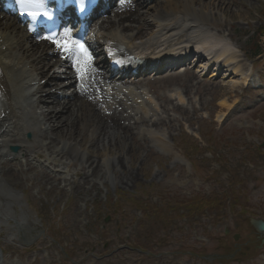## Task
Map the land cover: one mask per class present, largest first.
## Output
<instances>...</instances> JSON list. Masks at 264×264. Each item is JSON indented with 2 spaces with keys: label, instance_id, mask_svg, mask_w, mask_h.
Masks as SVG:
<instances>
[{
  "label": "rangeland",
  "instance_id": "1",
  "mask_svg": "<svg viewBox=\"0 0 264 264\" xmlns=\"http://www.w3.org/2000/svg\"><path fill=\"white\" fill-rule=\"evenodd\" d=\"M164 1L136 9L154 16ZM176 1L174 12L197 10V0ZM221 1L234 6L229 10L232 19L209 18L205 27L217 36L223 33L237 47L247 61L245 68L252 65L248 83L229 90L226 86L237 77L212 76L213 69L203 71L207 62L196 63L192 55L186 68L138 81L136 85L161 105L164 114L158 119L165 124L152 127L139 113L116 105L114 118L131 126L124 143L131 149L129 169L113 165L119 155L117 140L98 138L82 124L79 136L54 142L48 151L40 149L44 158L31 156L35 168L19 174L18 187L0 185V210L28 227L17 232L11 222L0 223V248L10 255L4 264H264L261 238L248 225V218L264 222V147L255 151L264 142V38L259 39L264 35V0ZM257 49L262 55L252 59ZM190 75L193 85L185 94L180 80ZM176 90L184 95L181 105L167 98ZM41 111L38 106L36 113ZM199 130L215 144L212 151L205 150L207 141L198 145L189 139L198 138ZM148 131L162 136L169 151ZM27 134L24 141L29 143L33 136L27 139ZM64 143L76 145L78 151L72 153ZM179 147H187L189 159ZM16 148L15 155L21 154ZM49 157L52 163L45 160ZM87 159L93 163L90 170L84 168ZM92 169L96 172L89 177ZM42 174L59 185L50 190ZM123 174H132L134 180L120 184ZM210 194L239 203L229 212L227 200L219 210L195 217L179 206ZM41 230V238L31 246L18 241L17 236L28 241ZM50 239L67 249L68 259Z\"/></svg>",
  "mask_w": 264,
  "mask_h": 264
},
{
  "label": "bare ground",
  "instance_id": "2",
  "mask_svg": "<svg viewBox=\"0 0 264 264\" xmlns=\"http://www.w3.org/2000/svg\"><path fill=\"white\" fill-rule=\"evenodd\" d=\"M204 2L197 0L194 3L197 10L193 8L191 14H187L174 12L177 5L176 0H166L160 4L154 16L148 13H137L136 6L133 4L120 5L110 12L112 18L99 22V34L103 32L106 35L98 36L97 39L100 41H103V38L108 39L115 47L129 55L136 56L142 64L134 67L136 69L134 75H146L144 68L149 65H156L157 70L160 67L157 63L170 55L178 57L175 61L177 63L181 61L179 58H187L194 54L197 57V63L207 62V66L203 68L204 72L213 69L212 76L219 77L226 74L227 77H237L236 82L226 86L229 90H233L248 83L251 65L248 69L245 68L247 61L244 55L225 38L223 33L217 36L205 26H207V19L216 18V16L231 20L233 16L229 10L234 6L221 0ZM138 6L141 5L137 4ZM1 15L2 13H0V96L2 98L0 185L10 184L12 187H18L19 174L34 169L29 162L28 153L37 148L48 151L54 142L61 143V139L71 140L72 137L79 136V124L89 127L98 138L120 142L114 143L115 152L119 155L116 160H113V165L120 169H122L121 166L129 169L131 160L127 161V157L131 158V149L128 146L126 150L124 143H126V133L131 129L123 123H118L114 118L116 112L112 110V106L118 105L125 110L140 112L141 121L156 128V126L165 124L161 121L162 119L160 121L158 119L164 114L161 111V105L158 106L156 100L151 99L143 87L127 86L119 89L115 87L118 85L116 80H110L106 85L96 87L98 89H93L91 92L78 93L72 65H66L65 62L61 65L62 58L64 59L65 56V52L60 50L63 44L59 46L60 48H55L56 45L49 41L37 40L35 36L28 35L24 28L16 25L14 19ZM60 67L71 69L64 76L73 89L69 95L63 93L60 87L62 83L59 84L57 81L63 77L54 75V69ZM95 68L90 70V76H94L93 82H97L96 80L101 79L102 76L100 71L95 73ZM159 71L161 70L158 69L156 74H159ZM185 73L189 72L185 71ZM124 78L125 76L118 80ZM193 80L194 77L191 75L180 80L185 94L193 85ZM213 82L217 84L215 80ZM104 90L110 92L108 98L112 102L105 98L106 91ZM92 95H96L98 100L102 99V105L95 103ZM167 98L170 102L175 100L177 105L184 103V95L178 90L173 91ZM38 106L42 109L40 114L36 113ZM98 109H102V112L99 113ZM109 114L112 117L108 116ZM121 116L119 114V117ZM27 132L33 136V140L29 143L24 142L23 139ZM148 134L163 151H169L170 146L162 136L153 131H148ZM64 144L72 148V153L78 151L76 145ZM10 146H18L20 152L24 153L22 162L18 155L7 152L6 149ZM56 148L57 146L54 149ZM36 156L38 157V152ZM4 159H10L15 163L1 162ZM89 161L87 159L84 162V168L86 167L87 170L93 166V163ZM53 162H56L55 159ZM58 164L61 165V161H58ZM95 172V169H92L89 177ZM120 177V184H123V180L125 184L134 180L132 174H123ZM41 179L50 190L59 185L58 181H51L48 175L42 174ZM65 181L63 179L62 182L65 183ZM86 183L87 181H84L82 184ZM0 219H2L0 223L10 219L16 221L14 217L1 210ZM18 225L24 226L23 224Z\"/></svg>",
  "mask_w": 264,
  "mask_h": 264
},
{
  "label": "trees",
  "instance_id": "3",
  "mask_svg": "<svg viewBox=\"0 0 264 264\" xmlns=\"http://www.w3.org/2000/svg\"><path fill=\"white\" fill-rule=\"evenodd\" d=\"M258 52V49L256 50V54ZM234 197V192H233V196ZM232 199V198H231ZM230 201V206L228 207L230 210H232L237 203H239V200H235L233 199V204L231 203V200L229 198L226 197H219L216 195H212L210 197H202V198H197L195 200L192 201H188V202H182L180 205L183 206L184 209H186V211L188 212V214H200L204 211L207 212H215L216 209H219L218 206L221 205V202L223 201V203L225 204L226 201ZM223 204V205H224ZM244 209V207L242 208ZM243 212V210H242Z\"/></svg>",
  "mask_w": 264,
  "mask_h": 264
},
{
  "label": "snow or ice",
  "instance_id": "4",
  "mask_svg": "<svg viewBox=\"0 0 264 264\" xmlns=\"http://www.w3.org/2000/svg\"><path fill=\"white\" fill-rule=\"evenodd\" d=\"M17 2L21 4L22 6H24L26 9L27 8H38L40 6L38 0H17ZM80 3H81V6H83V0H80ZM28 14L31 15L33 19H35L38 15H40V13L38 12H29ZM59 46L61 45L58 44V47ZM63 47L65 51L72 52L77 56L83 55L87 58L88 61L91 60V57L88 56V51L85 48L83 43L73 42L71 45L64 43ZM79 63L80 61L77 60L76 63L74 64V67ZM83 72H85L84 68L77 67L78 74H81Z\"/></svg>",
  "mask_w": 264,
  "mask_h": 264
},
{
  "label": "water",
  "instance_id": "5",
  "mask_svg": "<svg viewBox=\"0 0 264 264\" xmlns=\"http://www.w3.org/2000/svg\"><path fill=\"white\" fill-rule=\"evenodd\" d=\"M249 224L254 228V230L258 234L264 237V224L261 221L250 219Z\"/></svg>",
  "mask_w": 264,
  "mask_h": 264
}]
</instances>
